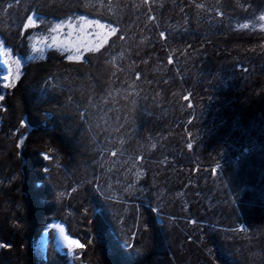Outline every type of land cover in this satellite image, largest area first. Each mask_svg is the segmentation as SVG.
<instances>
[{"label": "trees", "instance_id": "1", "mask_svg": "<svg viewBox=\"0 0 264 264\" xmlns=\"http://www.w3.org/2000/svg\"><path fill=\"white\" fill-rule=\"evenodd\" d=\"M262 13L264 0H0V38L22 58L30 16L41 30L74 15L117 28L80 59L48 51L5 90L0 264H69L51 230L36 252L52 221L83 245V264L264 259V233L253 235L264 230V33L233 27ZM142 155L141 175L112 168ZM120 181L135 190L123 202L110 195ZM179 218L214 229L182 240Z\"/></svg>", "mask_w": 264, "mask_h": 264}, {"label": "rangeland", "instance_id": "2", "mask_svg": "<svg viewBox=\"0 0 264 264\" xmlns=\"http://www.w3.org/2000/svg\"><path fill=\"white\" fill-rule=\"evenodd\" d=\"M262 15H264V13L254 17L253 19L245 21V22H239V21L234 22V24H233L234 30L248 32V33H264V20H260V17ZM33 19L35 21L34 24H29V22H28V24H29L28 27L31 29V34L28 37L29 53H28L27 57L22 58L20 56L15 55L9 47L4 45L2 39L0 38V85L2 87V91H1L0 96H2L3 98H4V94L6 93L5 90H9L13 86H15L17 80L19 79V77L22 73L23 66L26 65L27 63L44 58L48 51H55V52L60 53V54H66L68 57L73 56V59H76L77 56H79L81 58L82 55L85 53L96 52L99 49H101L102 47H104L107 44V42L109 41V39L116 33L115 32L111 35H108L106 43H103V45L98 50H95V45L99 42L97 33H105L106 34L109 27L116 28L115 26L108 24V23H105V22H102L98 19L88 17L86 15H74L68 19H65V20L54 21L53 24L49 28L44 30L42 27L43 30H41V29H39L41 21L37 20L36 18H33ZM85 20L98 21L99 23H102L105 25V29L102 30V29H98L95 27H88L86 24L83 23V21H85ZM68 21H71L73 23L74 27L69 28L65 24L62 32L57 33V32L52 31V29L55 28L58 23L68 22ZM242 24H248L249 27L246 29L241 28L240 25H242ZM69 31L72 32L71 37H68ZM116 31H117V28H116ZM53 36L58 37V42L69 45L70 47L68 48V50H65V48H58L55 46L49 47V45L52 44V37ZM72 45H82V46L79 48V52H77L75 47H71ZM34 47L37 49L36 51L33 50ZM17 60L20 62V65H21V67L19 69L18 76H17V69H16V64H15V61H17ZM5 61H7L6 64H5ZM9 72L11 73V75L9 76V79L6 81V80H4V76L8 75ZM2 101H3V99H0V108L2 107L1 106ZM162 116H164V115H162ZM154 142L155 141H151L150 145H148V146H150L149 147L150 149H148V151H147L148 154L150 153L151 149L152 150L155 149L156 144ZM115 151H116L115 149H112L110 155L114 154L113 152H115ZM246 152H247V150L244 151V154ZM143 158H145V157H143V155L138 157L136 160L133 159V156H131L130 158H127V160H125V161H122L121 159L118 158V160L116 161L115 165L112 166V168L114 170H116L119 166H120L119 168H121L125 165L122 163H126V164L129 163V170H132L133 172L135 171L134 173L136 175H137V173H139L141 175L142 172L139 169V164L142 162ZM130 164H131V167H130ZM177 165H178V163H173V164L167 163V165H165V163H164V166L162 169L166 170L167 175H170L171 171L175 172ZM203 166H204V163H203ZM196 168H200L199 163L196 164ZM205 170H209V169H207V167H206ZM212 170H213L212 176L217 177V170H218L217 167L214 166L212 168ZM186 175H189V174H186ZM170 179H173V177L171 176ZM185 181L191 183V181L189 180L188 177L185 178L184 182ZM119 185L121 186L119 188V192H115V191L112 192L111 191L110 195H111V198H114L117 201L123 202L126 199L123 198V195L121 192H123L124 190H126L128 188L129 192L131 194H133L135 192V190H134V187L132 185L125 187V185L123 184L122 181H120L119 184H117V186H119ZM162 195H163V197H167L166 192H162ZM125 210L126 211H124V213L126 214L127 209H125ZM176 223H177L178 227H180L181 230H183V234L181 235V239L185 240V237H187V241H189V242H191L193 238L199 240L201 238V236L199 237L198 234L202 233V231H208L210 228L214 229L211 225H209L207 223H198L193 219L179 218L176 220ZM60 228L64 229L63 235H61V233H60ZM49 230H51L54 234L56 249L60 253L65 255L69 264H83L82 260H81V253H82L83 247L77 248V247L73 246L72 250L70 251L68 244H67V241L64 240V236L66 235V236H68L69 239H73L76 241H78V240L76 238H74L73 236H71L67 232L66 228L61 223L56 222V221H52L47 226V230L44 232V234L40 238L38 246L36 247L37 254L39 256H44L46 246H47V233ZM127 230L130 231V229H127ZM229 230H235V232H233L234 233L233 235H234V237H236L238 239L240 237H242V234H246L248 231V229L245 228V226L243 225L242 222L237 223L235 227H233ZM263 231H264L263 229H258V230L254 229L253 235L255 237H260L264 233ZM127 235H129V233L126 234V238L131 237V236L127 237ZM201 240L205 241L204 238H201ZM258 264H264V259H260Z\"/></svg>", "mask_w": 264, "mask_h": 264}, {"label": "snow or ice", "instance_id": "3", "mask_svg": "<svg viewBox=\"0 0 264 264\" xmlns=\"http://www.w3.org/2000/svg\"><path fill=\"white\" fill-rule=\"evenodd\" d=\"M260 20H264V15H262L260 17ZM28 21H29V24H34L35 23L33 17H31V16L28 17ZM83 23L86 24L88 27H95V28L102 29V30L105 29V25L102 24V23H99L98 21L85 20V21H83ZM29 24H26L25 28H27L29 26ZM65 24L69 28L74 27V25H73V23L71 21L61 22V23H58L56 25V27L52 29V31L53 32H57V33L62 32L63 27L65 26ZM240 27L246 29V28L249 27V25L248 24H242V25H240ZM115 32H116V28L109 27L106 34L105 33H97L99 42L95 45V50H98L103 45V43H106L108 35H111V34H113ZM71 36H72V32L69 31L68 37H71ZM53 46L58 47V48H65V50H68V48L70 47L69 45H66L64 43L58 42V37L57 36H53L52 37V44H50L49 47H53ZM81 46L82 45H72L71 47H75L76 51L79 52V48ZM33 50L36 51L37 49L34 47ZM79 58H80L79 56L76 57V59H79ZM68 59L72 60L73 56H69ZM6 63H7V61H5V64ZM15 64H16L17 76H18L19 69H20L21 65H20V62L18 60L15 61ZM10 75H11L10 72H9L8 75H5L4 76V80L7 81L9 79ZM0 99H3V97L0 96ZM45 159H47V157H45ZM60 233H61V235L64 234V229L63 228H60ZM64 240L67 241V244H68V247H69L70 251L72 250L73 246H75L77 248H82L83 247V245L79 244L78 241L73 240V239H69L68 236H66V235L64 236Z\"/></svg>", "mask_w": 264, "mask_h": 264}]
</instances>
